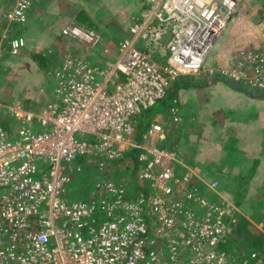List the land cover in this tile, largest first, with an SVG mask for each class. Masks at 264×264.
<instances>
[{
  "label": "built area",
  "instance_id": "2783aa9c",
  "mask_svg": "<svg viewBox=\"0 0 264 264\" xmlns=\"http://www.w3.org/2000/svg\"><path fill=\"white\" fill-rule=\"evenodd\" d=\"M148 2L151 10L102 67L64 53L49 72L53 99L39 111L20 100L0 103V111L16 121L9 129L0 123V264H264L253 249L224 248L236 222L234 204L227 203V213L220 211L213 202L218 181H205L175 150L160 147L167 132L159 120L149 124L141 141L136 136L137 117L162 99L180 74L202 65L185 72L175 58L179 42L191 36L186 30L194 13L168 0ZM219 2L224 20L221 7L229 11L234 5ZM30 5L15 0L4 14L0 68L5 54L15 56L25 47L24 37L10 31L26 20ZM61 34L88 47L102 39L72 22ZM154 56L166 60L161 64ZM245 60L257 74L251 84L264 88V55L248 54ZM170 116L180 119L173 108ZM33 120L49 130L32 132ZM134 150L129 191L121 173L114 175ZM79 159L94 161L110 175L92 190L77 186L80 198L73 199L75 173L82 167L70 163Z\"/></svg>",
  "mask_w": 264,
  "mask_h": 264
},
{
  "label": "rangeland",
  "instance_id": "374dc122",
  "mask_svg": "<svg viewBox=\"0 0 264 264\" xmlns=\"http://www.w3.org/2000/svg\"><path fill=\"white\" fill-rule=\"evenodd\" d=\"M14 1L0 0V25L5 24L4 14L12 9ZM29 1L31 5L26 20L11 27L10 35L23 36L25 47L15 56L4 55L5 59L0 68V103L20 100L24 106L33 105L37 108H41L53 98L54 82L49 79V73L37 67L30 55L43 52L52 55L53 49L57 48L58 60H62L64 53L71 52L85 59L90 58L87 60L91 64L102 67L103 63L113 58L109 57L110 55L102 57L103 51L115 49L116 53L120 41L127 37L130 28L140 21L152 6V2L148 0ZM79 10H85L88 16L92 17L96 24L93 29L101 36V43L104 41V48L100 43L99 47L96 45L90 49L75 43L70 37L63 39V36H60V29L72 22L74 14ZM220 10L224 17L221 27L223 30L214 39V44L204 56L201 67L195 73L180 74V77H186L193 83L178 91L177 101L171 107L180 119L172 121L171 108L166 111L158 102L148 111L147 117L149 124L158 119L164 126L167 145H173V150L179 154L187 167L195 170L197 168L198 174L205 181H218V194L214 195L213 202L219 205L220 211L227 213V203L234 204L233 185L237 183L234 177H244L254 160L258 163L249 179L244 199L246 203H250L260 201L264 197V98L254 96L253 90L246 92L247 88H256L251 84V79L257 74L254 73L252 65L244 64L248 54L264 55V0H237L231 10L227 11L224 7ZM81 18L89 20L86 15ZM53 55L56 56L54 53ZM155 58L164 61V58ZM221 76L233 79L234 87L231 86L232 83L222 81ZM235 86L243 90H238ZM221 112L227 115L222 116ZM214 120L216 122H213ZM0 121L8 129L11 122H16L7 112L4 114L2 111ZM138 123L139 117L136 119V125ZM19 125L17 122V126ZM30 128L34 133L49 130V127L39 126L35 120ZM230 138L233 139L232 142L228 141ZM175 139L177 143L174 142ZM228 142L231 143L230 148L225 149ZM89 160H72L70 163L75 167L78 162L82 167L81 171L75 173L77 185L74 186L73 199L80 198L77 186L92 190L96 182H102L110 175L109 171H98L94 161ZM136 164L137 159L130 154L123 157L120 167L113 162V165L117 166L114 177H120L121 173L124 186L129 191L134 190L130 178ZM177 171L181 176L183 169L179 166ZM235 208V213L244 214L248 218L250 233L264 234V213L255 214L261 219V222H258L253 218V212L243 213L237 206ZM231 226L224 248H235L237 251L252 250L246 245V238L245 241L243 238L234 237L235 246L231 244ZM255 252L264 259V251Z\"/></svg>",
  "mask_w": 264,
  "mask_h": 264
},
{
  "label": "trees",
  "instance_id": "16d2710c",
  "mask_svg": "<svg viewBox=\"0 0 264 264\" xmlns=\"http://www.w3.org/2000/svg\"><path fill=\"white\" fill-rule=\"evenodd\" d=\"M85 15L87 17H89L88 18L89 20H85L84 18H81V16H85ZM72 23H74L75 25H77L83 29H87V30L95 32L93 27L96 24L93 22L92 17L88 16V13L85 10L77 11L74 14V19H73ZM61 29H60V36H63V39L64 38L67 39L65 35L61 34ZM18 33H20V30H18ZM97 45L99 47L100 43H98ZM53 51H54L53 53L56 54V56H54L53 53L51 55V54H46L43 52V53H33L32 55H30V57H31L32 61L34 63H36L37 67L40 70H42L45 73H49L53 69L57 68L61 62V60H58L59 53H57L58 52L57 48H54ZM49 79H52V78L50 77ZM220 79L222 81H225L226 83H232L231 86H233V82H234L233 79H228L226 76H221ZM190 83H191V80L188 81V79L186 77H179L177 80L172 81L168 87L167 92L165 93V96L157 102L162 104V106L165 107L166 111H167L169 108H171L174 105V102L177 101L178 91L182 88L188 87L189 85L190 86L193 85V83H191V84ZM198 85L199 86L201 85L200 81H199ZM235 88L238 90H243L241 87H238V86H235ZM248 90L255 91V93L253 94L254 96H257L258 98H264V88H247L246 92H248ZM52 99L53 98H50L48 101H51ZM25 106L27 108L33 109L34 111H39L41 109V108H37L33 105H25ZM150 109L144 111L143 113H141L138 116L139 117V123L137 124L136 136H137L139 141H141L142 135L144 134V132L146 131V129L149 126L150 120L147 117V113ZM221 115L225 116L227 114L226 113L223 114V112H221ZM213 122H216V120H214ZM1 124L3 127L6 128V125L4 123L1 122ZM10 124H12V122ZM231 140H233V139L230 138L228 141H231ZM174 142L177 143V139H175ZM230 145H231V143L228 142L225 145V149H229ZM160 147L174 149L173 145L169 146V145H167V142H165V141L163 143H161ZM137 153H138V151L134 150V151H131L129 154L131 156H133L134 158H136ZM80 161H82V159H79V162ZM257 163H258L257 160L253 161V164L249 168L248 172H246L244 177L243 176L234 177V180L237 183H234V185H233L234 191L232 193L233 194L232 199H233L235 206H237L243 213H250V211H251L254 213V215L257 213H264V197L260 201L250 202V203H246L244 197H245V193L247 192V189H248L249 179L253 175L254 170H255V166L257 165ZM232 164L233 163L231 162V165ZM215 171L216 170H214V172ZM253 218H254V220H257L258 222H261V219L257 218L256 215ZM249 225H250L249 220L246 216H244V214H237V220L231 226V238H230L231 244L235 246L234 237H237L239 239L243 238V240H245V241H246V239H248V241H246L247 246L251 247L254 250L260 251V252L264 251V234L259 233L257 235H253L252 233H250V231L248 229Z\"/></svg>",
  "mask_w": 264,
  "mask_h": 264
},
{
  "label": "bare ground",
  "instance_id": "6f19581e",
  "mask_svg": "<svg viewBox=\"0 0 264 264\" xmlns=\"http://www.w3.org/2000/svg\"><path fill=\"white\" fill-rule=\"evenodd\" d=\"M168 3H172L173 7L176 6L184 12L192 11L195 15L186 30L191 36H189L184 42H179V45L176 48L177 50L175 51V58L177 59L176 63L182 64L185 68L184 71L187 72L186 69L189 67H195L204 60V56L210 51L214 44L215 35L223 30L221 27L224 24V20L223 18H219V6L221 3L219 0H168ZM233 5V0H226V6L232 7ZM166 8L170 10L169 6ZM184 20L188 21V18H185ZM211 27H215L213 33H210ZM165 60L166 59H164V61ZM158 61L161 64L164 63L163 59ZM183 67H181V69ZM108 73L110 74L111 72L108 71Z\"/></svg>",
  "mask_w": 264,
  "mask_h": 264
},
{
  "label": "crops",
  "instance_id": "0c3cea01",
  "mask_svg": "<svg viewBox=\"0 0 264 264\" xmlns=\"http://www.w3.org/2000/svg\"><path fill=\"white\" fill-rule=\"evenodd\" d=\"M103 43H104V41L101 43V47H102V48H104V46H106V45H104ZM90 49H91V47H90ZM103 52H104V54H103L102 51H101V53H102V57L105 56V55H106L105 57H108L109 55H110L109 57H113V55H115V54H114V53H115V49H112V50H109V49H108V51H106V52L103 51ZM116 52H117V49H116ZM101 53H100V55H101ZM99 57H100V56H99ZM100 58H101V57H100ZM87 59L90 60V58H87ZM95 59H96V58H95ZM98 60H99V59H98ZM53 87H54V86H53Z\"/></svg>",
  "mask_w": 264,
  "mask_h": 264
},
{
  "label": "clouds",
  "instance_id": "9594fccd",
  "mask_svg": "<svg viewBox=\"0 0 264 264\" xmlns=\"http://www.w3.org/2000/svg\"><path fill=\"white\" fill-rule=\"evenodd\" d=\"M173 150V149H172Z\"/></svg>",
  "mask_w": 264,
  "mask_h": 264
}]
</instances>
